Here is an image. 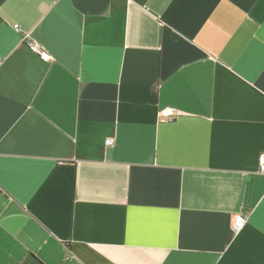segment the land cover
<instances>
[{
    "label": "crops",
    "instance_id": "obj_1",
    "mask_svg": "<svg viewBox=\"0 0 264 264\" xmlns=\"http://www.w3.org/2000/svg\"><path fill=\"white\" fill-rule=\"evenodd\" d=\"M263 155L264 0H0V264H264Z\"/></svg>",
    "mask_w": 264,
    "mask_h": 264
},
{
    "label": "built area",
    "instance_id": "obj_2",
    "mask_svg": "<svg viewBox=\"0 0 264 264\" xmlns=\"http://www.w3.org/2000/svg\"><path fill=\"white\" fill-rule=\"evenodd\" d=\"M14 31L21 34L22 41L29 47V49L38 55L40 58H42L45 61H52V56L42 47L38 46L37 44H34L30 38L29 35L22 32L20 27L18 25H15ZM176 109H170L166 112V115L169 120H173L176 115ZM115 143V140L113 138H108L105 141V146L107 148L113 147ZM261 169L264 171V155L261 157ZM246 223L245 218L242 215L235 216L233 222H232V231L234 233H238L241 231Z\"/></svg>",
    "mask_w": 264,
    "mask_h": 264
}]
</instances>
